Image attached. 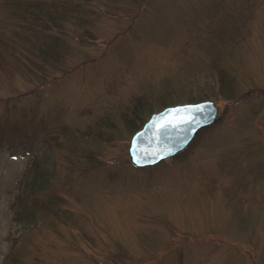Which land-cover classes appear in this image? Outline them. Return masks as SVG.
I'll list each match as a JSON object with an SVG mask.
<instances>
[{"label":"rangeland","instance_id":"obj_1","mask_svg":"<svg viewBox=\"0 0 264 264\" xmlns=\"http://www.w3.org/2000/svg\"><path fill=\"white\" fill-rule=\"evenodd\" d=\"M24 1L69 16L22 24L0 0V264H264V0H80V21L79 0ZM139 95L142 121L200 99L217 116L135 167L121 113ZM44 163L52 182L23 227L15 184Z\"/></svg>","mask_w":264,"mask_h":264},{"label":"water","instance_id":"obj_2","mask_svg":"<svg viewBox=\"0 0 264 264\" xmlns=\"http://www.w3.org/2000/svg\"><path fill=\"white\" fill-rule=\"evenodd\" d=\"M217 110L212 99H201L152 112L129 138L130 162L145 166L176 154L191 142L199 128L214 122Z\"/></svg>","mask_w":264,"mask_h":264},{"label":"trees","instance_id":"obj_3","mask_svg":"<svg viewBox=\"0 0 264 264\" xmlns=\"http://www.w3.org/2000/svg\"><path fill=\"white\" fill-rule=\"evenodd\" d=\"M19 1L20 0H13V1L12 0H4L3 4H4V6H6L10 10V14L12 16H16L17 18H19V20L21 21L22 24H27V18L30 15L39 21L40 20L46 21L47 24H51V25H55V26L60 27V25L62 24V19H67L69 16V15H67V12L69 10L60 9L57 13L58 15H56V13H51V12L45 13L47 15V18L45 19L44 16H42L39 11L34 10V9H32V11L29 10V7L32 6V3H26L25 4V6H27L28 12H25V11L22 12V10H20L19 8H18L19 9L18 10L16 7H12V3H14L17 6L18 5L22 6L23 2H25L24 0H22L21 2H19ZM79 3H80V0L77 1V3H74V5L76 7L79 6V14L80 15H78L79 17H77V18L80 21L83 18V16L81 15V9H80ZM60 5L62 6V3H60ZM42 6L44 7L45 5L43 4ZM69 6H70V9H72V6L71 5H69ZM77 11H78V9H77ZM57 17H59V19H57ZM58 35L59 34H57L55 36H58ZM2 43H3V41H2V38L0 37V66H4L5 64H7L5 59H4L5 58V56H4L5 44L4 43L2 44ZM26 50L37 51V48L35 47V45L34 46H27ZM41 51H45V50H43L41 48ZM44 54H45L46 58L50 57V56L48 57L47 53H44ZM34 55L29 56V59L32 61V63H34L33 62L34 57H32ZM44 76H45V74L43 73V77ZM41 78H42V75H41L40 79ZM46 80L47 79H44V80L41 79L40 82L43 83V82H46ZM37 87H38V85L36 84L34 86V88H37ZM133 100H134L133 104L128 109L122 111V113H121V116L128 123L127 126L129 127L130 131H134L135 129H137L141 125V123L143 122L142 121L143 115H142L141 108H139V106H140V104L144 103L145 100L147 101L148 99H146V96H144V95H139L137 97H134ZM146 103H148V101L145 102V104ZM94 128L89 129L88 132H89L90 136L95 135V137H103V138H106L105 140L111 138V136L105 137L99 129H97L96 133H95ZM92 130H93V132H92ZM107 134L112 135L110 133H107ZM0 135H4V134L1 133ZM85 135H88L87 132L85 133ZM7 136L8 135H5V138L2 141L0 140V147L2 146L4 141H6V143L8 145L11 144L10 143L11 141L6 139ZM16 145H18V144H16ZM33 159L36 161L38 159V157L35 155L33 157ZM33 172H34V174H33ZM52 178H53V176L50 172L49 167L47 165H45V163H44V166H38V164H36L35 166L32 167V170H31V167H29V169L28 168L25 169L24 173L21 176H19V178L17 179L16 184H15L16 189H15L14 194H13L14 197H13V199H11L9 205L13 211L12 218L16 221H19V222L23 221L22 222L23 227H29L30 225L34 224L37 221L38 217H37L36 209L32 206V204L34 205V202H36L38 200L37 198L40 196L39 192L42 189L45 190L50 186V184L52 182ZM30 201L32 204L30 203ZM51 202H54L53 198H51V196L46 198V200L42 201V203L44 205H47L48 207H50ZM11 255H12L11 252L7 251L3 257L2 262L6 263L9 259L16 261L14 256L13 255L11 256ZM22 262L23 263H20V264H26L25 261H22Z\"/></svg>","mask_w":264,"mask_h":264}]
</instances>
